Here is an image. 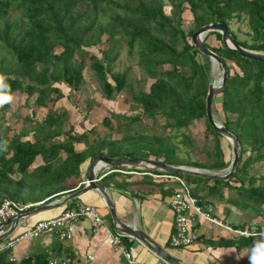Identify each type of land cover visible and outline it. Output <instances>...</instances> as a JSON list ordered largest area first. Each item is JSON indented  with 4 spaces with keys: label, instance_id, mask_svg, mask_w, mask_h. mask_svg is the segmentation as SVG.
I'll return each instance as SVG.
<instances>
[{
    "label": "trees",
    "instance_id": "16d2710c",
    "mask_svg": "<svg viewBox=\"0 0 264 264\" xmlns=\"http://www.w3.org/2000/svg\"><path fill=\"white\" fill-rule=\"evenodd\" d=\"M166 1L167 12L165 0H0V49L13 61L6 66L1 57L0 74L8 77L12 92L18 90L27 97L33 96L34 104L43 108L41 118L37 119L31 110L21 117L19 129L10 134L6 132L9 122L0 124V201L8 198L30 202V209L82 186H77L81 180L79 163L86 157L95 153L134 156L117 144L118 140L125 141L128 134L120 133L113 139H105L104 134L89 140L86 130L81 128L82 121L77 120L80 125L77 130L75 121L69 119L66 109L74 105L70 96L84 82L85 66L98 79L106 99L128 87L141 114L163 117L164 127L187 126L192 120L203 118L213 135L214 150L208 159L182 162L180 157H169L173 155L172 147L152 151L162 155L153 159L208 169L228 164L220 142L222 135L208 123L204 110L210 81L208 56L191 44L190 34L204 23L223 21L240 45L264 51V0ZM185 7L192 15L191 28L186 30L181 26L179 14ZM11 8L18 9L13 18L8 16ZM241 14L245 15L249 29L248 40L239 38L229 25L231 18L239 19ZM208 34H213L219 44L209 45L205 41ZM203 40L227 68L224 87L214 96H220L221 123L237 138L238 161L227 179L175 173L184 177L202 204H209L208 198H223L231 204L240 201L243 207L262 215L264 168L257 176L247 175V169L254 162L264 163V61L225 49L218 31L206 32ZM122 43L128 52L136 54L137 64L151 79L146 90L133 91L127 67L112 70ZM62 98L65 104L59 108L57 103ZM8 105L0 107V114ZM74 108L73 112L78 113L77 105ZM111 113L125 117L123 113ZM105 118L102 120L107 122ZM137 118L139 114H132L129 120ZM25 120H32L33 125L26 126ZM110 140L116 144H108ZM79 141L84 146L76 150L74 143ZM148 141L151 143L147 140L146 144ZM107 176L104 174L100 180ZM230 181L234 183L231 185ZM73 200L64 203L62 210L73 206ZM252 237L255 236L244 239ZM10 256L11 248L0 249V264H48L49 258L41 250L17 260Z\"/></svg>",
    "mask_w": 264,
    "mask_h": 264
},
{
    "label": "crops",
    "instance_id": "0c3cea01",
    "mask_svg": "<svg viewBox=\"0 0 264 264\" xmlns=\"http://www.w3.org/2000/svg\"><path fill=\"white\" fill-rule=\"evenodd\" d=\"M63 99L65 102V98ZM61 104L65 103H59V105ZM74 113L72 111V113L67 114H69L70 119L74 118L75 123L78 122V119L82 121L81 128L86 130L89 140L94 137V133L98 131L104 132L103 127L89 123L88 118L84 120L82 118L83 114L76 113L78 118ZM75 128L77 130L80 129V125L76 123ZM117 137L118 135L114 136V138ZM83 146L84 142L82 141L74 143L76 150L81 149ZM134 156L142 157L140 155ZM89 160L90 158L86 157L79 163L81 180L77 186L83 183L84 170ZM104 172L108 176L101 181L99 175ZM95 177H98L99 182L105 186L117 215L123 221L143 229L181 261L188 264H249L248 250L253 240L257 237H252L245 241L244 237L242 238L230 230L224 229L199 216H194L191 221L190 228L194 238L189 245L183 247L169 245L168 237L172 230V212L168 206L167 192L162 189L163 180L158 181L157 178L148 174L137 175L108 171V167L99 169ZM66 194L67 192L61 194V196ZM73 199V205L77 202L95 205L105 222L111 224L104 200L96 189H87L74 196ZM208 199L212 214L220 221L233 227H242L250 223V220L247 219V210L249 208L233 206L223 198ZM62 205L39 210L19 219L11 235L26 230L38 219L58 214L62 210ZM230 212L232 213L230 214ZM234 213L239 216H234ZM225 217L234 220L225 221ZM126 237V240H123L134 248L138 261L142 264L154 263L156 255L153 252L134 238ZM169 248H173L176 251L175 254ZM40 250L48 253V261L53 259L55 263L58 262L60 264H127L120 251L106 242L102 228L92 231V222L88 217L77 218L72 223L69 237H60L55 229H44L34 237L19 239L11 248V256L17 260ZM87 254H91L93 256L92 259H88Z\"/></svg>",
    "mask_w": 264,
    "mask_h": 264
},
{
    "label": "rangeland",
    "instance_id": "374dc122",
    "mask_svg": "<svg viewBox=\"0 0 264 264\" xmlns=\"http://www.w3.org/2000/svg\"><path fill=\"white\" fill-rule=\"evenodd\" d=\"M165 2L166 3L164 4V10L167 12L169 9V4L168 1L165 0ZM17 12L18 9L11 8L8 11V16L10 18H13L17 15ZM179 14L182 19V28L185 30L191 28L192 15L190 10L185 7L179 12ZM229 25L239 38H244L247 40L249 39L247 35V31L249 29L246 24L244 14H241V17L239 19L231 18L229 21ZM205 41L209 45L219 44V41L213 37V34H208L205 38ZM96 49H94L95 52ZM1 57L2 64L6 66L13 64L10 55L7 54L3 49H0V58ZM199 59H201V56H199ZM207 64L209 80L214 81L220 75V68L216 63L212 62L209 57ZM125 67L128 68L127 76L131 81L133 91H136L139 88L146 90L147 85L151 79L147 76L146 72L137 64L136 54L134 52H128L125 43H122L118 52V56L112 63V70L120 71ZM156 68L160 69L161 66H157ZM83 80L84 82L79 86L77 91L70 96V98L74 105H77L79 111L78 113L84 115L82 117L84 118V120L88 118L89 123L103 127L102 129L104 130V132L98 131L94 133V137L102 136L105 134V139H113L115 135L119 136L120 133H126L129 136L125 141H117V144L119 143L123 146V150H129L134 155L159 159L162 157V155H156L152 151H155L157 149L162 150L165 147H172L173 155L169 154V157H180L181 161L186 163L194 159H208L209 154L213 153L214 138L212 133L205 126L203 118L192 120L187 126L178 128H170L167 126L164 127L163 117L146 116L141 114V109L138 105L135 104L131 96L132 92L128 87H125L118 92H114V98L106 99L101 93V87L98 79L92 76V70L88 66H85L83 69ZM63 90H65L64 87ZM12 93L14 97L13 101L9 103L8 107L3 109V112L0 114V124L9 122V125L7 124L9 128L6 129V132L8 134L13 132L14 130L16 131L19 129L22 122L21 117L27 115L31 110L34 111L35 117L37 119L41 118L43 115V108H39L36 104H34L33 96L27 97L24 92L18 90L13 91ZM59 103H65L64 99L62 98ZM211 103L212 115L217 121L221 123L223 114L220 110L219 94H216L213 97ZM66 104L68 107H70L67 100ZM74 105L73 107L66 109L67 113H72V111L74 110L76 111ZM61 106L62 104L59 106V108ZM111 112L123 113V115L125 114V117L120 115L116 116L115 114L112 115ZM74 114L76 117H78V114ZM132 114H139V118H137V120L135 119V121L129 120L130 115ZM103 117H106L105 119H107L108 121L105 122L104 120H102ZM32 120H34L33 117ZM32 120H25L24 124L30 127L33 125ZM70 120H74V118H71ZM126 125L128 128L125 127ZM117 128H119V132H117ZM154 137L158 139H153ZM147 140H151V143L148 141V144H146ZM220 142L225 159L230 160L231 150L229 141L224 136H220ZM113 143L116 144V141H111L108 144ZM223 168L211 170L221 172L223 171ZM262 168H264V163L254 162L253 164L248 166L247 175L253 173L255 176H257L262 172ZM157 179L158 181L162 180L159 178ZM229 183L232 185L234 182L230 181ZM229 187L233 188L232 186ZM239 202L240 201L233 203L234 205H232L242 208L243 204ZM231 213L232 212H230V214ZM247 213V219L250 220V223H256L258 226L264 228V213L262 215H256L251 209H248ZM234 216L238 217L239 215L234 213ZM226 220L231 221L234 219L230 220L228 219V217H225V221ZM169 250L173 252V254H175L176 252L173 248H169Z\"/></svg>",
    "mask_w": 264,
    "mask_h": 264
},
{
    "label": "water",
    "instance_id": "95a60500",
    "mask_svg": "<svg viewBox=\"0 0 264 264\" xmlns=\"http://www.w3.org/2000/svg\"><path fill=\"white\" fill-rule=\"evenodd\" d=\"M218 31L220 33V41L225 49L234 51L240 56L264 61V51L254 50L240 45L230 34L226 24L223 21H210L204 23L194 29L190 34L191 44L201 53L207 55L210 60L216 63L220 68V75L214 81H209L207 84L206 93L204 96V110L208 123L219 134L224 136L230 143L231 157L228 164L223 168V171L211 170L208 168H200L185 164H172L166 161L156 160L147 157L137 156H110L100 153H95L90 157V160L84 170V180L82 186L71 192L63 195L57 199H52L46 203H41L30 209H26L15 216L9 218L6 225L0 226V242L6 237L10 236L19 219L26 217L39 210L59 206L70 200L74 196L80 194L87 189H96L104 200V204L110 216L112 229L123 235L134 238L144 245L147 249L155 255L165 260L168 264H188L181 261L178 257L172 255L161 244L155 241L143 229L136 227L132 223L123 221L116 213L114 204L109 196L105 186L99 182V178L95 177L96 172L104 167H117V168H141L148 171L160 170L163 172H177L183 174H194L211 178L227 179L232 172L238 161V141L236 136L228 130L222 123L217 121L211 111V101L216 92L224 87L225 79L227 76V68L224 61L218 54L210 49L203 40V36L208 31ZM2 229V231H1Z\"/></svg>",
    "mask_w": 264,
    "mask_h": 264
},
{
    "label": "built area",
    "instance_id": "2783aa9c",
    "mask_svg": "<svg viewBox=\"0 0 264 264\" xmlns=\"http://www.w3.org/2000/svg\"><path fill=\"white\" fill-rule=\"evenodd\" d=\"M117 168L108 167V171H116L121 173H132L137 175L148 174L154 178H159L164 181L162 189L167 192L168 206L172 212V230L168 237V243L174 247H183L189 245L194 236L191 233V221L194 216L202 217L209 222L216 224L224 229L230 230L239 236H250L251 233H264V228L256 223H248L242 227H233L223 221H220L211 212V207L208 204H202L199 198L192 194L189 184L184 177L175 172H163L142 170L139 168ZM107 172V171H106ZM106 172L99 175V178ZM32 203H20L12 199H3L0 201V226L6 227L9 218L28 209ZM88 217L92 222V231H97L102 228L104 238L110 245L116 247L120 251L127 264H142L137 260V254L134 248L126 244L123 240V235L112 229L111 224H107L104 218L100 215L95 205L84 202H77L73 206L61 210L58 214L43 219L36 220L32 226L26 230L10 235L0 242V249L12 248L14 244L23 237H34L41 230L55 229L60 237H69L71 234L72 223L77 218ZM1 229V231H2ZM91 254H87L88 259H92ZM13 259L12 256L9 257ZM55 263V260L49 259L48 264ZM153 264H168L165 260L156 255Z\"/></svg>",
    "mask_w": 264,
    "mask_h": 264
},
{
    "label": "clouds",
    "instance_id": "9594fccd",
    "mask_svg": "<svg viewBox=\"0 0 264 264\" xmlns=\"http://www.w3.org/2000/svg\"><path fill=\"white\" fill-rule=\"evenodd\" d=\"M8 77L0 74V107L13 101V93L10 85L7 83ZM257 237L248 250L249 264H264V233H251Z\"/></svg>",
    "mask_w": 264,
    "mask_h": 264
}]
</instances>
